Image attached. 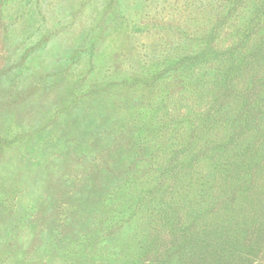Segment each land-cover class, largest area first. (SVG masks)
Instances as JSON below:
<instances>
[{
  "label": "rangeland",
  "instance_id": "rangeland-1",
  "mask_svg": "<svg viewBox=\"0 0 264 264\" xmlns=\"http://www.w3.org/2000/svg\"><path fill=\"white\" fill-rule=\"evenodd\" d=\"M218 1L0 0V264H264V0Z\"/></svg>",
  "mask_w": 264,
  "mask_h": 264
},
{
  "label": "trees",
  "instance_id": "trees-1",
  "mask_svg": "<svg viewBox=\"0 0 264 264\" xmlns=\"http://www.w3.org/2000/svg\"><path fill=\"white\" fill-rule=\"evenodd\" d=\"M210 1V0H209ZM212 1H214V0H212ZM220 1V0H219ZM218 1V2H219ZM231 26H233V24L231 25ZM240 29H244V28H242L241 26L239 27ZM229 30V29H228ZM227 30V34L226 35H228V38H226V39H224V41H225V43L227 44V45H223V49H226V48H228V46L229 47H234L235 49H239L240 48V43H242L243 42V39H242V37H241V34L239 33V31L236 33H234V34H232V33H230L229 31ZM197 34H199L200 36L202 35L203 36V34L201 33H197ZM215 34H216V32H213L212 34H211V36H210V38L208 39L207 37H205V39H203L202 37H200V39H202V40H200V41H198V42H194L195 44H197V46H199V47H204V46H206L207 45V47L209 46V45H211V47H212V49H216V48H219V45H218V43H217V45H214V44H212V43H214L215 42V40H216V36H215ZM235 38L234 40H232V38ZM206 38H207V41H206ZM249 40H250V37H249ZM249 40L248 41H245L243 44H242V51H245V49L247 48V46H249V44H248V42H249ZM236 47H238V48H236ZM213 52H215V50H207L206 49V51H203V52H201V54H202V58H201V60H203L204 58H206L205 60H206V62H204V64H208V62H209V60H211V59H209V57L207 58V57H205V55L206 54H212ZM222 54L224 55V60H226L229 56H231V55H237L238 56V51H236V50H232V51H229V52H222ZM201 60H196V61H201Z\"/></svg>",
  "mask_w": 264,
  "mask_h": 264
}]
</instances>
